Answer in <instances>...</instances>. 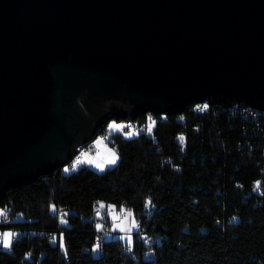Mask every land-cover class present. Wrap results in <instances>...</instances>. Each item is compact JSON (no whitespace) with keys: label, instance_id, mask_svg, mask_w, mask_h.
<instances>
[{"label":"water","instance_id":"95a60500","mask_svg":"<svg viewBox=\"0 0 264 264\" xmlns=\"http://www.w3.org/2000/svg\"><path fill=\"white\" fill-rule=\"evenodd\" d=\"M82 92L116 112L79 132ZM201 101L264 111V0H0V203L114 117Z\"/></svg>","mask_w":264,"mask_h":264},{"label":"trees","instance_id":"16d2710c","mask_svg":"<svg viewBox=\"0 0 264 264\" xmlns=\"http://www.w3.org/2000/svg\"><path fill=\"white\" fill-rule=\"evenodd\" d=\"M114 120L125 122L108 139L116 166L65 164L6 193L0 229L15 236L0 245V264H264V114L251 123L189 106ZM101 205L132 211L130 243L115 233L95 248L97 222L110 225Z\"/></svg>","mask_w":264,"mask_h":264},{"label":"rangeland","instance_id":"374dc122","mask_svg":"<svg viewBox=\"0 0 264 264\" xmlns=\"http://www.w3.org/2000/svg\"><path fill=\"white\" fill-rule=\"evenodd\" d=\"M112 125H117L118 127H111ZM125 126V122H117L114 119H111L107 124L104 133L97 135L94 137L89 144L83 145L80 149V160L79 163L74 162L72 159L69 163L64 166V170L68 169V171L75 170L80 166H87L93 170L101 172V168L105 170L108 167H114L118 163V155L116 151L110 146L108 139L110 134L121 132L123 127ZM126 136L130 137L135 134V131L124 132ZM113 154L116 157V163L111 164L109 161L113 158ZM75 166V167H73ZM101 211L104 210L105 215L107 216V220H109L111 232L113 236L115 233L117 237L121 238L124 242L130 243L131 236L133 232L137 229V223L134 218V215L130 209H125L126 216L124 219L119 217L120 208H115L114 206H104L101 205L99 208ZM109 209L116 210L113 214H108ZM4 209L0 207V222L8 221V217L3 215ZM130 213V214H129ZM98 228L100 226L98 225ZM15 236V231L11 229H0V245L4 246L5 240L7 239L8 246L11 243L12 239Z\"/></svg>","mask_w":264,"mask_h":264},{"label":"built area","instance_id":"2783aa9c","mask_svg":"<svg viewBox=\"0 0 264 264\" xmlns=\"http://www.w3.org/2000/svg\"><path fill=\"white\" fill-rule=\"evenodd\" d=\"M204 105H207V108H203ZM189 106H192V108L195 111H197V112H203V111L207 110L208 107H215V108L217 107V108L226 110L227 112H229L231 114H239L241 117H243L244 119L248 120L251 123L252 122H256L258 120V118L261 117L264 114V111L259 110V109H254V108H250V107H236L235 105L223 106V105L216 104L214 106V104H210L207 101H201V102L193 103V104H191ZM201 109H203V110H201ZM147 120H148V127L151 125V129H152L153 126H154V120L151 117H148ZM178 121L179 122H183V120H182V118L180 116L178 117ZM133 128L134 127H133V125L131 123L127 125V129L128 130H132ZM180 137H183V136L181 135V136H179V138ZM82 146L83 145L79 146L76 149V151L74 152V154L72 156V159H74V162H78L80 160V156H81L80 149H81ZM258 183L259 182H255L254 183V187L253 188H254L255 191H261V185L259 183V186H257ZM125 209H127V208L124 207V206L120 208L121 211L119 212V217L121 219H124L125 216H126ZM9 212H10V208L9 207L5 208L4 211H3V215L7 217ZM115 212H116V210L109 209L107 213L108 214H113ZM99 216H101V212H100L99 209H97L95 211V217H99ZM98 225L100 226V228H98ZM137 228H138V225H137ZM96 229H97L98 233L100 234V238H98V241L95 244V248L97 249V247L100 244L101 240L112 237L113 233L111 232L110 227H107V225H105L103 222H100V221L97 222ZM155 240L158 241L159 238H156Z\"/></svg>","mask_w":264,"mask_h":264},{"label":"flooded vegetation","instance_id":"af4514ba","mask_svg":"<svg viewBox=\"0 0 264 264\" xmlns=\"http://www.w3.org/2000/svg\"><path fill=\"white\" fill-rule=\"evenodd\" d=\"M77 95H79L83 102H85L88 106L90 116L88 117V115L84 116L81 114L82 112L79 111L77 105L73 103L71 109L68 112L69 120L67 122V126L69 128H76L79 132H83L84 130L88 131L92 127L101 124L103 120L110 115L111 111L116 112L114 109L108 110L105 100H103L100 96L91 98V102L87 104V97H89L87 93L82 92L78 93ZM120 104L122 105V103ZM117 110L119 113H122L120 111V107H118Z\"/></svg>","mask_w":264,"mask_h":264},{"label":"snow or ice","instance_id":"6c2138e0","mask_svg":"<svg viewBox=\"0 0 264 264\" xmlns=\"http://www.w3.org/2000/svg\"><path fill=\"white\" fill-rule=\"evenodd\" d=\"M203 108H207V105H204ZM201 110H203V109H201ZM111 127L115 128V127H118V126L117 125H112ZM148 130H149V132L151 131V125L149 126V129ZM179 139L181 140V142H183V137H180ZM77 163H79V161ZM109 163H111V164H115L116 163L115 154H113V158L109 161ZM73 167H75V166H73ZM100 170L103 171V168H101ZM65 171H68V169H65ZM257 186H259V183H258ZM4 247H6V248L8 247L7 239L5 240Z\"/></svg>","mask_w":264,"mask_h":264},{"label":"crops","instance_id":"0c3cea01","mask_svg":"<svg viewBox=\"0 0 264 264\" xmlns=\"http://www.w3.org/2000/svg\"><path fill=\"white\" fill-rule=\"evenodd\" d=\"M90 143V140L89 141H87V144H89ZM65 171V170H64ZM66 172H68V171H66Z\"/></svg>","mask_w":264,"mask_h":264}]
</instances>
